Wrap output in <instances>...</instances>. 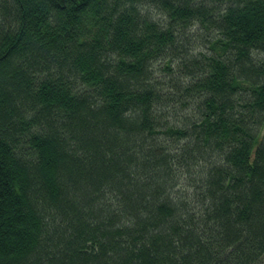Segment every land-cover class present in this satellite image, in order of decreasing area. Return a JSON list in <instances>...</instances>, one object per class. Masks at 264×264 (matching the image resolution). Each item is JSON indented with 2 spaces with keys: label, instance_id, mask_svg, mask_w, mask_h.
Listing matches in <instances>:
<instances>
[{
  "label": "trees",
  "instance_id": "obj_1",
  "mask_svg": "<svg viewBox=\"0 0 264 264\" xmlns=\"http://www.w3.org/2000/svg\"><path fill=\"white\" fill-rule=\"evenodd\" d=\"M264 0H0V264H258Z\"/></svg>",
  "mask_w": 264,
  "mask_h": 264
},
{
  "label": "rangeland",
  "instance_id": "obj_2",
  "mask_svg": "<svg viewBox=\"0 0 264 264\" xmlns=\"http://www.w3.org/2000/svg\"><path fill=\"white\" fill-rule=\"evenodd\" d=\"M258 264H264V258Z\"/></svg>",
  "mask_w": 264,
  "mask_h": 264
}]
</instances>
